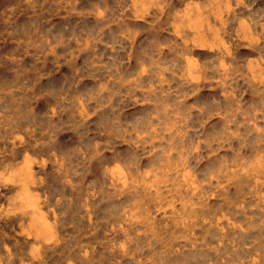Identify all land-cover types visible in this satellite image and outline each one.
<instances>
[{
  "label": "rangeland",
  "instance_id": "374dc122",
  "mask_svg": "<svg viewBox=\"0 0 264 264\" xmlns=\"http://www.w3.org/2000/svg\"><path fill=\"white\" fill-rule=\"evenodd\" d=\"M0 264H264V0H0Z\"/></svg>",
  "mask_w": 264,
  "mask_h": 264
}]
</instances>
